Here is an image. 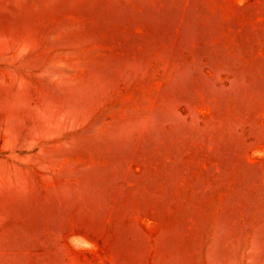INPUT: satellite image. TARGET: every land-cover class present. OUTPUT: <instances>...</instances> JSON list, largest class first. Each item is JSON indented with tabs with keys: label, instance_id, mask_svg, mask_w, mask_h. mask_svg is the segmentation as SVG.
Instances as JSON below:
<instances>
[{
	"label": "rangeland",
	"instance_id": "obj_1",
	"mask_svg": "<svg viewBox=\"0 0 264 264\" xmlns=\"http://www.w3.org/2000/svg\"><path fill=\"white\" fill-rule=\"evenodd\" d=\"M0 264H264V0H0Z\"/></svg>",
	"mask_w": 264,
	"mask_h": 264
}]
</instances>
